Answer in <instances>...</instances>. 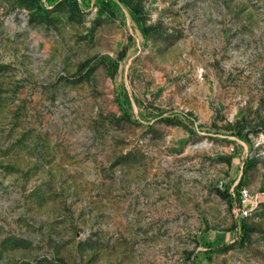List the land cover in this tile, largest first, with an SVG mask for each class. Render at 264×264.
<instances>
[{
    "label": "rangeland",
    "instance_id": "rangeland-1",
    "mask_svg": "<svg viewBox=\"0 0 264 264\" xmlns=\"http://www.w3.org/2000/svg\"><path fill=\"white\" fill-rule=\"evenodd\" d=\"M0 264H264V0H0Z\"/></svg>",
    "mask_w": 264,
    "mask_h": 264
},
{
    "label": "built area",
    "instance_id": "built-area-1",
    "mask_svg": "<svg viewBox=\"0 0 264 264\" xmlns=\"http://www.w3.org/2000/svg\"><path fill=\"white\" fill-rule=\"evenodd\" d=\"M241 200H242V212L243 215H247L249 213V203L251 202V195L246 188H243L241 191Z\"/></svg>",
    "mask_w": 264,
    "mask_h": 264
}]
</instances>
